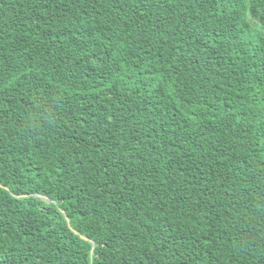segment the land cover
Segmentation results:
<instances>
[{"label":"trees","instance_id":"trees-1","mask_svg":"<svg viewBox=\"0 0 264 264\" xmlns=\"http://www.w3.org/2000/svg\"><path fill=\"white\" fill-rule=\"evenodd\" d=\"M0 264H264V0H0Z\"/></svg>","mask_w":264,"mask_h":264}]
</instances>
